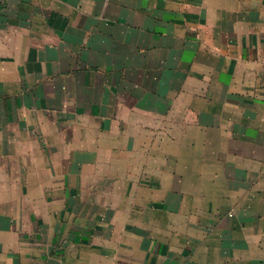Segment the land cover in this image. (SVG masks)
<instances>
[{"label":"crops","instance_id":"0c3cea01","mask_svg":"<svg viewBox=\"0 0 264 264\" xmlns=\"http://www.w3.org/2000/svg\"><path fill=\"white\" fill-rule=\"evenodd\" d=\"M0 264H264V0H0Z\"/></svg>","mask_w":264,"mask_h":264},{"label":"rangeland","instance_id":"374dc122","mask_svg":"<svg viewBox=\"0 0 264 264\" xmlns=\"http://www.w3.org/2000/svg\"><path fill=\"white\" fill-rule=\"evenodd\" d=\"M231 214L234 215V212L232 211V212L230 213V215H231Z\"/></svg>","mask_w":264,"mask_h":264},{"label":"built area","instance_id":"2783aa9c","mask_svg":"<svg viewBox=\"0 0 264 264\" xmlns=\"http://www.w3.org/2000/svg\"><path fill=\"white\" fill-rule=\"evenodd\" d=\"M232 215V214H231Z\"/></svg>","mask_w":264,"mask_h":264}]
</instances>
